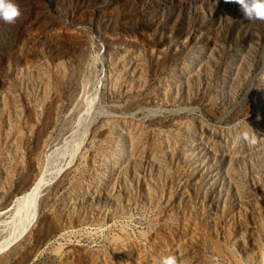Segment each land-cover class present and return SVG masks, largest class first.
Instances as JSON below:
<instances>
[{
  "label": "rangeland",
  "instance_id": "374dc122",
  "mask_svg": "<svg viewBox=\"0 0 264 264\" xmlns=\"http://www.w3.org/2000/svg\"><path fill=\"white\" fill-rule=\"evenodd\" d=\"M14 2L0 211L51 180L0 264H264V21L225 0Z\"/></svg>",
  "mask_w": 264,
  "mask_h": 264
},
{
  "label": "bare ground",
  "instance_id": "6f19581e",
  "mask_svg": "<svg viewBox=\"0 0 264 264\" xmlns=\"http://www.w3.org/2000/svg\"><path fill=\"white\" fill-rule=\"evenodd\" d=\"M62 169L63 167L59 168L56 174H58ZM50 180L51 179L46 177L44 173H41L33 186L26 193L15 200L13 207L8 206L7 209L0 211V217L8 214V217L11 218L13 222L12 232L0 241V253L9 249L19 238L23 237V235L36 221L37 198ZM25 207H28V211H30L27 214L28 216H25L23 219L24 215L22 216V210ZM25 210L27 212V209ZM16 221L18 223H16Z\"/></svg>",
  "mask_w": 264,
  "mask_h": 264
},
{
  "label": "clouds",
  "instance_id": "9594fccd",
  "mask_svg": "<svg viewBox=\"0 0 264 264\" xmlns=\"http://www.w3.org/2000/svg\"><path fill=\"white\" fill-rule=\"evenodd\" d=\"M226 3L240 5L244 18L248 21H264V0H225ZM22 15L19 6L14 0H0V20L13 25ZM161 264H178L175 256H167L161 260Z\"/></svg>",
  "mask_w": 264,
  "mask_h": 264
}]
</instances>
